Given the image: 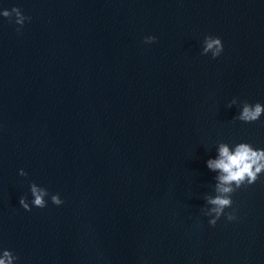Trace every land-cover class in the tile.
Instances as JSON below:
<instances>
[{
  "label": "water",
  "instance_id": "obj_1",
  "mask_svg": "<svg viewBox=\"0 0 264 264\" xmlns=\"http://www.w3.org/2000/svg\"><path fill=\"white\" fill-rule=\"evenodd\" d=\"M13 7L31 20L0 15V255L264 264V174L233 194L237 220L202 212L218 144L264 149V115L234 120L264 104V0H0ZM32 182L50 195L26 211Z\"/></svg>",
  "mask_w": 264,
  "mask_h": 264
},
{
  "label": "clouds",
  "instance_id": "obj_2",
  "mask_svg": "<svg viewBox=\"0 0 264 264\" xmlns=\"http://www.w3.org/2000/svg\"><path fill=\"white\" fill-rule=\"evenodd\" d=\"M5 18L11 22L13 15L15 23L21 27L25 21H30L31 17L25 16L19 7H13L11 10H3L0 12ZM20 31V28H17ZM155 36H146L145 44H151L156 41ZM223 52V43L219 37L205 36L203 41V49L201 55L211 53L213 59H216ZM238 104V100L233 98L228 108H232ZM264 115V104L259 102L250 104L247 101L242 103L241 110L234 120H239L244 123L252 124L260 120ZM217 155L215 158H210L206 161V166L209 170L216 173L214 177V195H206L204 197L206 206L202 209L203 215L210 217L208 223L210 226H215L223 216L227 221H235L238 219L237 210L233 208V194L242 187L247 188L257 182L261 175L264 174V149L255 148L249 142H240L230 146L226 142H220L216 148ZM20 176H27L23 170H19ZM30 193L33 199L31 204L26 196H21L19 204L26 211H31L32 207L45 208L47 201L45 197L50 194L46 188L38 186L35 182L30 184ZM51 202L54 205L60 206L64 203L59 193L50 196ZM232 208L231 212H226V209ZM18 257L10 250H3L0 255V264H15Z\"/></svg>",
  "mask_w": 264,
  "mask_h": 264
}]
</instances>
